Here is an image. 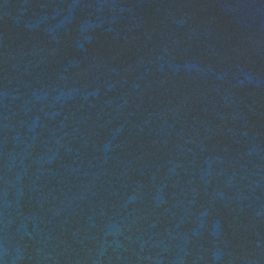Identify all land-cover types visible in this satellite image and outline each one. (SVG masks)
Wrapping results in <instances>:
<instances>
[{
  "label": "water",
  "instance_id": "water-1",
  "mask_svg": "<svg viewBox=\"0 0 264 264\" xmlns=\"http://www.w3.org/2000/svg\"><path fill=\"white\" fill-rule=\"evenodd\" d=\"M0 264H264V0H0Z\"/></svg>",
  "mask_w": 264,
  "mask_h": 264
}]
</instances>
